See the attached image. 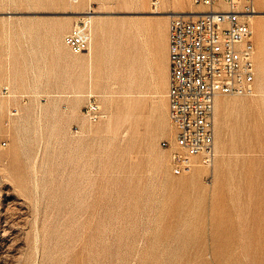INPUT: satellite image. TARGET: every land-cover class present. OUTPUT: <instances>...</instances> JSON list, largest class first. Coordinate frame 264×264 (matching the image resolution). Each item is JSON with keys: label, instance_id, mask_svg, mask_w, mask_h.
Returning a JSON list of instances; mask_svg holds the SVG:
<instances>
[{"label": "rangeland", "instance_id": "1", "mask_svg": "<svg viewBox=\"0 0 264 264\" xmlns=\"http://www.w3.org/2000/svg\"><path fill=\"white\" fill-rule=\"evenodd\" d=\"M255 7L253 92L220 95L212 166L178 174L162 145L175 132L167 15L202 5L0 0V264H264ZM78 24L90 43L74 53Z\"/></svg>", "mask_w": 264, "mask_h": 264}, {"label": "built area", "instance_id": "2", "mask_svg": "<svg viewBox=\"0 0 264 264\" xmlns=\"http://www.w3.org/2000/svg\"><path fill=\"white\" fill-rule=\"evenodd\" d=\"M201 13H174L168 25V105L174 127L170 149L175 173L189 171L197 161L211 166L216 153L215 105L220 95L253 92L256 79L255 0H196ZM82 25L65 36L74 53L88 48ZM98 105L89 112L97 116Z\"/></svg>", "mask_w": 264, "mask_h": 264}, {"label": "bare ground", "instance_id": "3", "mask_svg": "<svg viewBox=\"0 0 264 264\" xmlns=\"http://www.w3.org/2000/svg\"><path fill=\"white\" fill-rule=\"evenodd\" d=\"M260 1H264V0H260ZM87 12H88V11H87ZM155 12H158V11H155ZM187 12H188V11H171V12H169V14H168L167 16L170 17V16L173 15L174 13H187ZM201 12H204L203 9H200L199 11H193V13H196V14H197V13H201ZM259 12H261V11L257 10L256 13L253 14V15L251 16V18L256 17V15H257ZM85 17L91 18L92 16L89 15V16H85ZM251 20H252V19H251ZM78 25H79V24H78ZM74 27H75V26H74ZM74 27H73V28H74ZM73 28H72V29H73ZM72 29H71V30H72ZM71 30H70V31H71ZM70 31H69V32H70ZM69 32H68V33H69ZM68 33H67V34H68ZM67 34H66V35H67ZM87 37H88V36H87ZM64 39H65V38H64ZM88 40H89V37H88ZM89 43H90V41H89ZM88 47H89V45H88ZM87 49H88V48H87ZM87 49H86V50H87ZM83 52H84V51H83ZM168 59H169V58H168ZM219 97H220V96L217 97L216 104H218V103L220 102V98H219ZM215 108H216V105H215ZM215 110H216V109H215ZM214 121H215V119H214ZM172 141H173V140H172ZM215 155H216V153H215ZM214 159H215V157H214ZM211 166H212V165H211Z\"/></svg>", "mask_w": 264, "mask_h": 264}, {"label": "crops", "instance_id": "4", "mask_svg": "<svg viewBox=\"0 0 264 264\" xmlns=\"http://www.w3.org/2000/svg\"><path fill=\"white\" fill-rule=\"evenodd\" d=\"M168 62H169V59H168Z\"/></svg>", "mask_w": 264, "mask_h": 264}]
</instances>
